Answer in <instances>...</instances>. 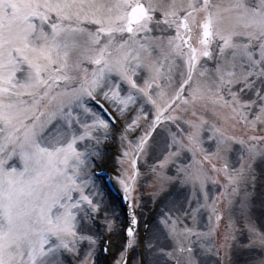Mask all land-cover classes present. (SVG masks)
<instances>
[{
    "label": "snow or ice",
    "instance_id": "6c2138e0",
    "mask_svg": "<svg viewBox=\"0 0 264 264\" xmlns=\"http://www.w3.org/2000/svg\"><path fill=\"white\" fill-rule=\"evenodd\" d=\"M117 138L115 264H264V0H0V264H98Z\"/></svg>",
    "mask_w": 264,
    "mask_h": 264
},
{
    "label": "rangeland",
    "instance_id": "374dc122",
    "mask_svg": "<svg viewBox=\"0 0 264 264\" xmlns=\"http://www.w3.org/2000/svg\"><path fill=\"white\" fill-rule=\"evenodd\" d=\"M118 147H119V145H118ZM117 155H118V148H117ZM114 170H115V172L117 173V176H118V165H117V163H116V165H115ZM145 171H147V170L145 169ZM149 184H150V183H149ZM148 191H149V193H151V191H152L151 186L148 187ZM149 200H150V199H147V201H149ZM257 214H259V206H258V205H257Z\"/></svg>",
    "mask_w": 264,
    "mask_h": 264
}]
</instances>
